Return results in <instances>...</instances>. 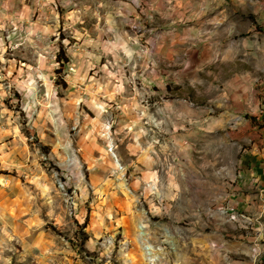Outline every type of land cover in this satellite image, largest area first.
Wrapping results in <instances>:
<instances>
[{
  "label": "rangeland",
  "instance_id": "374dc122",
  "mask_svg": "<svg viewBox=\"0 0 264 264\" xmlns=\"http://www.w3.org/2000/svg\"><path fill=\"white\" fill-rule=\"evenodd\" d=\"M119 4L0 0V264L238 260L223 212L263 137L264 0H194L126 42Z\"/></svg>",
  "mask_w": 264,
  "mask_h": 264
},
{
  "label": "crops",
  "instance_id": "0c3cea01",
  "mask_svg": "<svg viewBox=\"0 0 264 264\" xmlns=\"http://www.w3.org/2000/svg\"><path fill=\"white\" fill-rule=\"evenodd\" d=\"M193 1L120 0L123 17H116L110 23L112 29H119L120 37L126 42L128 32L123 28L132 20L136 22L145 16L154 28L159 21L180 22L181 19H187V7ZM154 40L152 37L147 41L151 48L155 44ZM124 47H128L127 44ZM261 132V141L254 144L237 163L234 184L223 212L229 219L231 230L236 232L233 238L236 243L232 249L239 256L236 255L238 260L235 264H264V128ZM169 183L173 184L171 180Z\"/></svg>",
  "mask_w": 264,
  "mask_h": 264
},
{
  "label": "bare ground",
  "instance_id": "6f19581e",
  "mask_svg": "<svg viewBox=\"0 0 264 264\" xmlns=\"http://www.w3.org/2000/svg\"><path fill=\"white\" fill-rule=\"evenodd\" d=\"M145 236V235H144ZM153 248V247H152ZM152 248H150V247H146V252L148 251V250H152ZM152 251H154V250H152ZM152 261V260H151Z\"/></svg>",
  "mask_w": 264,
  "mask_h": 264
}]
</instances>
